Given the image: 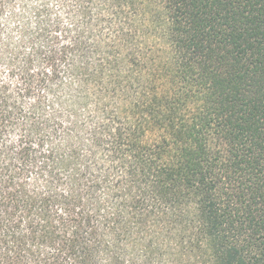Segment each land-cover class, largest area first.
Wrapping results in <instances>:
<instances>
[{
  "label": "trees",
  "instance_id": "trees-1",
  "mask_svg": "<svg viewBox=\"0 0 264 264\" xmlns=\"http://www.w3.org/2000/svg\"><path fill=\"white\" fill-rule=\"evenodd\" d=\"M0 264H264V0H0Z\"/></svg>",
  "mask_w": 264,
  "mask_h": 264
}]
</instances>
